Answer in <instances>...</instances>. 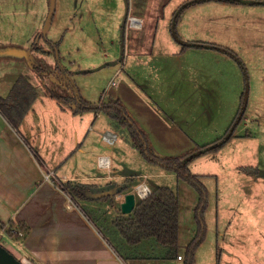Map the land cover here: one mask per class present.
<instances>
[{"label": "rangeland", "instance_id": "1", "mask_svg": "<svg viewBox=\"0 0 264 264\" xmlns=\"http://www.w3.org/2000/svg\"><path fill=\"white\" fill-rule=\"evenodd\" d=\"M160 1L151 0L152 16L143 30L130 27L129 13L133 3L135 7L145 8L148 0H0V10H31L17 19L23 32L36 28L32 45L33 52L38 54L34 60L43 68L41 72H32L34 82L35 77L39 78L38 104L55 108L60 105L58 99L46 93L45 82L52 80L50 66L57 60L51 39L58 42L61 63L71 71L72 83L70 86L66 82L65 88L51 83L50 89L55 87L69 96L76 95L78 88L84 98L98 103L109 101L119 92L131 94L130 86L132 95L137 93L145 100L152 126L187 133L186 139L172 143L176 155L224 136L237 116L248 84V109L234 137L219 151L201 155L190 163L191 171L201 176L209 193L206 235L197 248L195 264H264V3ZM189 2L176 28L178 40L171 31V21L167 22L164 15L180 11ZM137 9L133 8L134 12L143 14ZM154 15H161L156 35L152 34ZM154 37L155 55L148 49ZM128 40L142 41L148 52L130 50L126 45ZM190 41L209 46L186 45ZM172 51L182 55L166 54ZM78 118L70 143L64 144V156L68 153L70 156L58 173L94 175L93 159L106 150L100 145L102 133L116 132L117 145L113 151H106L119 160L115 159L114 167L120 175L117 180L133 176L130 179L133 184L128 187L126 180L124 186L134 190L138 182L146 179L150 186L167 185L177 193L181 231L178 252L185 254L187 241L193 240L198 230L196 208L200 193L196 186L148 160L133 144L128 129L108 113L97 117L92 109ZM76 130L81 136L79 142L75 138ZM79 145L86 151H80ZM95 200L101 203L103 199ZM79 201L99 221V214L90 203L82 198ZM111 216L109 210L107 218L110 220ZM102 222L99 223L103 225ZM103 227L122 249L114 232L106 224ZM8 242L7 236L0 233V243L15 254ZM167 254L172 257L168 249ZM129 260L134 263L133 258Z\"/></svg>", "mask_w": 264, "mask_h": 264}, {"label": "crops", "instance_id": "2", "mask_svg": "<svg viewBox=\"0 0 264 264\" xmlns=\"http://www.w3.org/2000/svg\"><path fill=\"white\" fill-rule=\"evenodd\" d=\"M167 1L162 0V3ZM152 4L151 0H148L145 8H138L133 3L129 14L140 18L141 25H130V27L143 30L148 25L152 16ZM133 8H138L137 10L142 11L143 14L134 12ZM28 13H31V10L24 11L19 8H12L8 11L0 10V96L8 95L20 75H25L38 91L36 82L39 78L35 77L34 82L32 72L34 70L40 72L39 70L43 68L40 67L38 70L41 65L37 63L38 60L37 62L34 60L35 54H38L33 52L32 45L37 35L36 28L23 32V26L19 25L20 19H17ZM174 13L173 10L164 15L167 22L171 21V25ZM160 16L154 15L155 28H153L152 34L156 35L158 31L161 22ZM22 34H25L26 37ZM49 41L52 40L49 39ZM144 44L142 41L136 43L131 40L126 41L128 48L130 50L134 48L132 51L136 53L148 52L146 49L149 45L148 49L150 48L151 53L153 55L157 53L154 48L155 37L148 46L145 47ZM166 54L174 57L182 55L176 51ZM55 65L56 60L50 66L53 69L51 83L59 84V87L65 88V81L54 74ZM43 79L41 78L45 82ZM51 83L50 81L45 82L48 94ZM129 88L131 94L119 92L112 99H121L124 102L136 120L147 130L150 140L162 155H176L177 151L172 143L179 139H186L187 133L183 131L169 132V130H162L159 126H152L145 100L137 93L132 95L131 87L129 86ZM39 96L38 91V97L18 127L10 122L0 109V224L5 225L4 228H0V233L7 236L8 243L12 245L15 254L24 264H184L185 254L178 252L177 256L173 254L172 257H169L168 247L156 238H147L137 244H129L118 230L115 221L123 213L121 208H118V205L124 200L123 195L135 191L137 196H140L139 199L137 197L138 202L159 185L150 186L146 179H142L137 183L141 184L139 192L136 187L139 185H136L134 190L128 188L126 191L120 192L124 181L129 180L125 183L127 186L133 184L130 180L133 176H127L122 181L117 180L120 175L114 171V167L115 159L116 161L118 159L112 152L106 151L107 149L113 151L117 145L119 138L116 132V140L113 144L105 142L102 133L100 145L106 150L97 153L93 159L96 170L94 175L70 176L65 172L58 173L70 156L69 153L64 156V144L70 143L69 138L76 129V121L79 122L78 116L83 113L76 114L73 111L74 105H63L59 101L61 106L58 105V108L42 103L38 104ZM49 96L52 97L50 94ZM46 113L48 114L45 115ZM96 113L97 117H102V113L104 114L103 111ZM108 123L111 124V121ZM157 127L161 131L156 130ZM102 128L99 130H103ZM75 138L77 142L80 141L79 130L75 131ZM79 149L83 152L86 151L80 145ZM101 155L109 156L111 160L109 166L99 165L98 157ZM106 169H110L111 172H106ZM85 180H90V182ZM66 181L92 184L95 192L114 188L117 189V192L111 195L113 202L111 199H103L99 203L96 202L98 200H95L99 198L90 195L93 198L86 199L91 208L98 212L100 219L97 221L84 209L83 203L79 201L81 198L74 200L62 189L61 183ZM147 186L150 188V192ZM103 201L109 202V204ZM109 210L112 215L110 220L107 218ZM100 220L103 221V225L99 223ZM10 222L16 224L21 222L28 225L30 228L28 234L20 240L9 236L6 230ZM105 224L111 232H114L122 249H119L116 246L118 243H114L107 236L103 227ZM180 236L181 231L179 241ZM191 241L192 239L187 241L186 248ZM180 254L184 255L182 259L178 258ZM129 258H133L134 263H131Z\"/></svg>", "mask_w": 264, "mask_h": 264}, {"label": "trees", "instance_id": "3", "mask_svg": "<svg viewBox=\"0 0 264 264\" xmlns=\"http://www.w3.org/2000/svg\"><path fill=\"white\" fill-rule=\"evenodd\" d=\"M204 1L208 0H195L193 3ZM224 1L240 2L242 0ZM250 3H264V0L250 1ZM190 4L191 2L185 3L180 11L174 13L171 31L178 40L179 36L176 32V28L181 14ZM50 44L52 45L53 53L57 58L54 74L61 80H64V84L69 82L71 86L72 73L61 63L58 42L51 41ZM186 45L209 46L207 43H198L194 41H190ZM39 69L40 68H38V70ZM39 71L41 72L42 69ZM245 74L247 75V72ZM246 79L248 81V77ZM74 85L76 86L75 83ZM49 94L58 99V101L63 105H74V113H83L92 109L96 110V112L104 111L108 113L111 117L116 119L120 124L128 129L132 137L133 144L148 160L161 164L168 170L176 172L179 177L184 178L196 186L200 193L199 204L196 208L198 230L196 236L186 248L184 261V264H195L197 248L203 242L204 236L206 235L205 211L208 206L209 193L206 185H204L201 180V176L191 171L190 163L201 155L219 151L234 137L236 128L242 119L245 118L248 109L249 85L247 84L246 90L241 96L237 116L226 134L212 143L202 146L196 145L180 155H162L157 152V149L150 140L147 130L142 127L141 124L131 115L130 110L121 99H112L107 102L103 101L93 103L92 101L84 98L78 91V88L76 95L73 93L67 96L57 89H49ZM37 97L38 91L34 84L25 75H20L14 82L8 95L0 96V109L4 112L10 122L18 127ZM70 98H74V100L71 101ZM61 187L74 199H92L93 197H90L88 192L95 191L92 184L74 183L72 181L61 183ZM127 189V186H122L120 188V192L126 191ZM101 199H111L113 202L111 195L101 197ZM115 224L129 244H137L144 239L154 237L163 245L168 247L170 255L174 254L177 256L179 254V199L177 193L167 185H160L154 188L149 195L137 202L133 212L129 214L122 213L118 216ZM4 227L5 225L0 224V228ZM29 229V226L24 223L20 222L16 224L14 222H10L6 232L9 236L14 237L16 240H20L28 234Z\"/></svg>", "mask_w": 264, "mask_h": 264}, {"label": "water", "instance_id": "4", "mask_svg": "<svg viewBox=\"0 0 264 264\" xmlns=\"http://www.w3.org/2000/svg\"><path fill=\"white\" fill-rule=\"evenodd\" d=\"M117 189L103 190V191H89L88 195L95 198H101L107 195L116 194ZM137 204V194L135 191H130L124 194V200L121 203V210L125 214L133 212ZM0 264H24L12 251L0 243Z\"/></svg>", "mask_w": 264, "mask_h": 264}, {"label": "built area", "instance_id": "5", "mask_svg": "<svg viewBox=\"0 0 264 264\" xmlns=\"http://www.w3.org/2000/svg\"><path fill=\"white\" fill-rule=\"evenodd\" d=\"M130 24L131 25H134V26H140L141 25V19L138 18V17L131 16V18H130ZM103 140L105 142H107L108 144H113L115 142V140H116V134H115V132L110 131V130L105 131L103 133ZM110 161L111 160H110L109 156H107V155H101V156L98 157V162H99V165L100 166L107 167V166L110 165ZM140 186H141V184L137 187V191L138 192H139ZM147 188L149 189V192H150V188L148 186H147ZM178 258L182 259L183 258V255L180 254L178 256Z\"/></svg>", "mask_w": 264, "mask_h": 264}]
</instances>
